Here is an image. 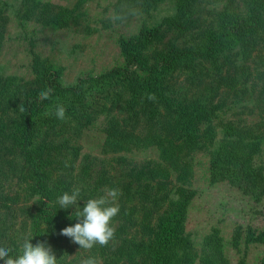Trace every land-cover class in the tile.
Here are the masks:
<instances>
[{
	"label": "rangeland",
	"instance_id": "obj_1",
	"mask_svg": "<svg viewBox=\"0 0 264 264\" xmlns=\"http://www.w3.org/2000/svg\"><path fill=\"white\" fill-rule=\"evenodd\" d=\"M244 4L245 0H200V13L188 34L170 26L162 28L161 39L148 53L151 63L173 45L183 46L191 36H198L211 24L215 16L213 12L227 6L246 11ZM45 6L47 10L43 11ZM63 13L69 17L67 26L56 27L41 21L43 14L53 17ZM175 13L174 0H0V77L17 74L19 78L31 79L32 65L38 56L42 72L51 67L61 68L63 83L70 86L82 75H99L122 64L124 38L139 33L145 26H155ZM258 38L264 41V36ZM241 55V45L237 43L216 52L213 57L183 66L168 78L172 87L184 91L188 99H201L222 107L214 118L217 138L224 136L225 122H232L237 128H252L263 123L264 131V80H251L246 91L239 90L236 96L216 86L221 75L232 74L244 62ZM255 61L264 70V62L258 56L247 62L250 69H255ZM196 77H201V82L193 79ZM114 93L110 80L93 88L73 112L66 111V118L62 121L54 114L56 104L71 105L76 97L71 90L61 89L50 109L53 124L44 135L43 151L50 202L55 207L60 209L58 197L65 192L70 194L77 187L81 189L80 207L89 198L103 196L105 189L119 190L115 202L119 213L112 222L115 236L110 241V250H115L123 242H150L157 236V229L151 225L157 224L158 218L187 188L177 182L171 159H164L155 146L141 147L134 139L122 148L104 145V127L112 110ZM120 93L127 100L138 97L140 103L136 110L142 114L140 108L144 98L141 94H133L129 89H120ZM23 100L22 95L10 94L7 106L0 111L7 132H17L16 122L21 120L20 102ZM123 101L114 111L121 120H126L131 135L136 137L145 131L148 117L136 116ZM12 141L7 144H15L14 139ZM17 149V145L11 147V150ZM18 150L15 154L5 152L10 158H19ZM191 156L196 172L193 187L197 189L185 232L193 244L191 252L197 255V259L199 257V261L205 262L212 252L209 238L219 230L232 264H236L244 253L249 264H263L264 243H246L243 228L240 229L248 224L263 225L264 212H258L261 205L229 181L208 178L209 155L206 151L196 148ZM258 160L264 163V151ZM6 182V186H0V192L8 196L7 201L0 200V246L11 248L22 245L31 235L38 196L30 190L32 180L16 177ZM140 183H143L141 187ZM126 189L136 190L137 194L133 195L132 202H127L122 213L120 207ZM67 210L76 211V207ZM148 227L151 228L150 235L146 232ZM238 231L239 237L236 236ZM235 240L239 245H234ZM180 254L181 258L184 257L183 250ZM55 255L58 264H80L82 259L96 256L92 249H80L71 238L61 242ZM109 259L111 257L98 261L107 264ZM137 259L143 257L140 255ZM0 264H4V260H0Z\"/></svg>",
	"mask_w": 264,
	"mask_h": 264
},
{
	"label": "trees",
	"instance_id": "obj_2",
	"mask_svg": "<svg viewBox=\"0 0 264 264\" xmlns=\"http://www.w3.org/2000/svg\"><path fill=\"white\" fill-rule=\"evenodd\" d=\"M199 2L200 0H174L176 13L155 26H145L139 33L124 38L123 63L102 74L82 75L75 84L66 87L62 69L51 67L42 72L39 57L36 56L31 79L19 78L17 74L0 77V111H4L7 106L5 104L9 101L10 94L22 95L24 98L20 102L21 120L16 122V133L7 132L6 122L0 118V186H6V180L16 177L24 181L32 180L30 190L38 196L32 233L28 237L33 238V245L44 242L56 254L61 242L65 238L69 239L61 235V231L79 222L75 217L70 218L75 211L61 210L50 202L51 193L47 185L43 151L44 135L52 126L53 120L45 113L50 112L61 89L66 88L74 93V103L63 105L67 112H73L93 88L105 85L110 80L115 93L111 98L112 110L108 113L104 127V145L122 148L134 139L138 146H155L164 159H171L170 164L176 173L177 182L187 188L158 218L157 224L151 225V228L157 229V236L150 242H123L115 250H110V242L106 247L96 245L92 248L95 258L103 260L111 257L106 260L107 264H232L219 230L213 232L209 238L212 245L209 259L205 262L199 261V257L197 259V255L191 252L193 244L190 236L185 234L190 207L197 195V189L193 187L196 172L191 153L196 148L206 151L209 155L207 177L213 181L217 178L229 181L261 205L262 212L259 209L258 212L263 213L264 163L258 160L264 151L263 123H257L252 128H237L232 122H225L224 136L217 138L214 118L220 114L222 107L215 103H205L201 99H188L184 91L180 92L172 87L168 78L183 66L195 63L198 59L213 57L216 52L239 43L242 51L240 59L244 62L232 74L221 75L216 86L236 96L239 90L246 91L245 87L251 80L263 81L264 70L261 64L255 61V69L251 70L247 62L255 56L264 62V41L258 38L259 35L264 36V0H245L246 11H236L227 6L213 12L215 16L211 19V24L198 36H191L183 46L173 45L168 51L156 56V61L151 63L148 53L161 39L162 28L170 26L188 34L200 13ZM45 10L46 6L43 11ZM41 21L63 27L69 24V17L65 13L53 17L43 14ZM193 79H199L200 82L202 80L201 77ZM46 88L52 89L51 99L40 101L38 94ZM120 89H129L133 94L143 96V107L140 108L142 114L136 110L140 103L139 98L127 100L120 93ZM149 93L155 94L154 101L147 99ZM121 100L126 101L136 116L141 114L148 117V126L136 137L131 135L126 120H121L114 111ZM13 108L16 109V106ZM13 139V145L19 148V158H10L9 153L5 152H17L11 150L13 145L7 144L13 142ZM140 184L141 187L143 183ZM143 188L147 189V185ZM125 194V200L120 207L122 213L126 210L127 202L133 201V195L137 191L126 189ZM7 198L8 196L0 192V200L7 201ZM151 228L146 229L149 235ZM240 229L245 233L246 243H264V223L262 226L248 224L245 228L240 226ZM236 236H240L239 231ZM233 243L235 246L239 245L236 240ZM20 246L11 247L9 254L15 257ZM182 250L184 257L181 258ZM140 255L143 257L141 260L137 259ZM236 264H249L246 253L239 257Z\"/></svg>",
	"mask_w": 264,
	"mask_h": 264
},
{
	"label": "clouds",
	"instance_id": "obj_3",
	"mask_svg": "<svg viewBox=\"0 0 264 264\" xmlns=\"http://www.w3.org/2000/svg\"><path fill=\"white\" fill-rule=\"evenodd\" d=\"M51 88H46L38 94L40 101L51 99ZM147 99L154 101V93L147 94ZM51 115V112H46ZM55 116L60 120L66 118V109L62 104H56ZM120 192L118 189H105V194L99 198H89L85 200L83 207H80L81 189L74 188L69 194L65 192L58 197L57 203L60 209H69L73 206L76 211L71 219L75 217L77 222L74 226H69L61 231V235L71 238L72 242L78 244L80 249L91 250L99 245L106 247L115 236L113 219L119 213V207L115 204ZM32 239H24L20 246L19 253L13 257L9 253L12 249L0 246V260L4 264H58V259L50 246L44 242L33 245ZM80 264H99L95 257L82 259Z\"/></svg>",
	"mask_w": 264,
	"mask_h": 264
}]
</instances>
